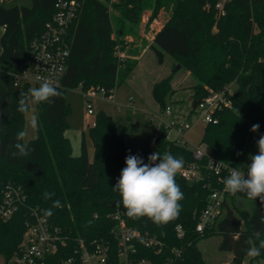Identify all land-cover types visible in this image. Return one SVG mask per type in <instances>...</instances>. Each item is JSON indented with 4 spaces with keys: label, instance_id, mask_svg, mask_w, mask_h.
<instances>
[{
    "label": "trees",
    "instance_id": "16d2710c",
    "mask_svg": "<svg viewBox=\"0 0 264 264\" xmlns=\"http://www.w3.org/2000/svg\"><path fill=\"white\" fill-rule=\"evenodd\" d=\"M56 1L31 0L30 6L9 7L0 2V27L4 28L0 35V205L3 189L9 182L21 187L26 195V205L10 219L0 217V256L7 260L18 249L29 209L39 207L67 237L70 247L49 255L46 264H63L80 240L118 243L113 233L117 221L112 216L117 211H121L132 230L147 232L164 243L160 253L140 248L136 258H148L149 264H165L169 260L173 264H207L198 242L211 235L221 237L218 248L233 253V264H245L246 250L258 247L264 240V201L253 199L252 212L243 216L236 211L234 200L238 196L249 197L242 192L230 193L224 202L225 213L201 234L196 226L217 185L211 177L189 181L177 172L175 181L183 193L177 216L163 224L146 216L129 217L118 203L119 192L113 187L126 166L127 126L117 132L112 117L99 110L95 124L88 128L94 150L92 159L85 136L80 155H73L65 135L72 110L65 93L76 87L82 91L102 87L106 95L113 94L138 63L131 57L117 61V46L127 48V36H132L130 32L140 26L145 11H150L147 31L162 6L170 2L172 13L156 32L150 48L158 63L162 64L169 55L175 64L190 72L194 79L192 98L198 101L210 90H226L229 84L236 83L235 91L229 95L232 104L215 112L216 121L206 123L200 143L215 158L238 168L254 133L252 126L258 125L257 130L264 134V0H230L224 15L215 7L217 0H80L77 16L69 28L66 70L61 85L55 87L59 94L35 103L37 135L24 142L28 90L39 86H16L15 81L26 68L31 41L51 20ZM171 78L169 75L152 86L159 113L167 106V95L173 92ZM22 99L27 105L24 111L19 110ZM154 133L155 130L139 155L145 162L154 152L182 157L183 167L194 161L193 151L186 144L168 139L163 128L156 137ZM17 144L25 146L24 155L18 154ZM177 225L183 227L182 237L177 235ZM134 243L143 242L136 238ZM255 257L264 260V249Z\"/></svg>",
    "mask_w": 264,
    "mask_h": 264
},
{
    "label": "built area",
    "instance_id": "2783aa9c",
    "mask_svg": "<svg viewBox=\"0 0 264 264\" xmlns=\"http://www.w3.org/2000/svg\"><path fill=\"white\" fill-rule=\"evenodd\" d=\"M230 0H217L215 7L219 14L226 13V3ZM80 0H57L54 14L46 24L44 30L30 43L29 56L23 73L17 75L15 85L20 86L29 83L33 86L47 79L54 87H59L64 76L68 57L70 55L69 28L77 16ZM117 61L128 57L125 49L117 46L115 50ZM97 92L106 95L102 87L90 88L84 91L88 96H94ZM233 92L228 89L212 91L198 101L196 110L202 111L201 118L206 122L216 121L214 114L217 110L232 104L230 96ZM111 95V94H110ZM87 111L93 114L92 104L88 100ZM172 115V108L167 105L162 113ZM154 119L153 115L151 120ZM95 122H92L94 125ZM158 129H155V137L163 128L168 139H176L188 146L185 139L186 133L191 129V124L184 120H160ZM175 134V136L173 135ZM189 147V146H188ZM193 151L194 161L182 167L178 172L189 181H203L207 177L214 179L216 187L211 191L206 208L201 212L196 229L201 234L224 213V202L231 193L224 188V178L234 169H238L210 154L206 145H198ZM241 171L240 169H238ZM241 173H244L241 171ZM3 201L0 205V217L10 219L21 207L26 205V195L21 187L9 182L3 189ZM117 221L113 233L118 243H84L80 240L72 248V254L63 260V264H149L148 258L137 259L136 255L141 247H146L160 253L164 243L156 236H150L132 230L127 226L121 211L112 214ZM26 229L22 242L18 249L9 258H3L1 264H46L49 255L57 253L62 247L68 250L67 237L61 233L59 227L51 224L48 217L39 207H30L29 217L25 223ZM177 235L182 237L183 227L177 225ZM140 239L143 243H134V239ZM179 254V251H177ZM165 264H173L169 260Z\"/></svg>",
    "mask_w": 264,
    "mask_h": 264
},
{
    "label": "rangeland",
    "instance_id": "374dc122",
    "mask_svg": "<svg viewBox=\"0 0 264 264\" xmlns=\"http://www.w3.org/2000/svg\"><path fill=\"white\" fill-rule=\"evenodd\" d=\"M113 1L117 3L120 2V0ZM0 2H3L7 7L15 4L31 5V0H0ZM168 4L172 9L170 2H166L162 8ZM149 15L150 11H145L142 17V19L145 20H142V24L140 23V26L135 27L132 32H130L132 33V40L128 41L129 44L127 48H131L134 45V40H140L142 36L140 32L141 28L143 27V29H145L146 26V23L144 24L143 21L147 22V16L149 17ZM144 31L148 33L149 29ZM1 33L2 27H0V35ZM141 40L143 45L142 48L146 47V51L139 59L132 57L136 58L138 62L140 61L139 66L135 67L136 70L134 69L132 71L133 74L128 80L114 89L113 94L103 95L101 92H97L94 96H88L80 87L68 89L66 91V100L70 104L72 110L67 117L69 128L65 132V135L71 142L73 155H80L83 136L86 138L88 153L93 154L94 150L92 141L88 136V128L92 125V122H94L99 110H104L112 117L113 125L117 132H119L122 127L127 126L125 147L128 154H142L149 141V135L155 129H158L159 126L157 125L161 119L184 120L188 122L192 126L185 137L188 146L191 149H194L200 144L204 147L205 144L200 143L206 125V122L201 118L202 111L195 109L190 114L193 108L192 102L189 99L193 92V77L181 64H175V61L169 55L165 56L162 64L158 63L154 52L150 48L151 43L149 38L145 37ZM169 75H172L171 88L173 92L167 95L165 101L167 105L171 106L172 115L166 116L159 113L158 104L151 94V88L154 82ZM236 87L237 85L234 82L228 85L231 92H234ZM88 100L92 104L93 114H89L87 111ZM36 114V105L32 103L30 97L29 109L25 114L24 142H28L37 135ZM152 115L154 119L150 120V116ZM33 119L36 121L35 124L32 123ZM173 135L175 136V134ZM261 135L264 134L256 129L248 141L246 155L238 164V168L241 171H246L247 164L250 163V155L257 153L258 147L256 141ZM151 144H153V141H151ZM234 205L236 206V211L241 212L243 216H249L254 206V200L238 196L234 200ZM220 240L221 237L219 235H211L198 242V246L201 248L205 258L208 259L210 252L214 251L216 253L219 251L218 243H220ZM219 255L220 253L217 252L216 261L224 262L226 260L225 254H222V257ZM2 260L3 258L0 256V264ZM261 262L264 263V260H261ZM120 264H123V261H121ZM215 264H217V262H215Z\"/></svg>",
    "mask_w": 264,
    "mask_h": 264
},
{
    "label": "clouds",
    "instance_id": "9594fccd",
    "mask_svg": "<svg viewBox=\"0 0 264 264\" xmlns=\"http://www.w3.org/2000/svg\"><path fill=\"white\" fill-rule=\"evenodd\" d=\"M28 94L32 103H40L59 93L45 79L39 87L30 88ZM26 108L27 105L22 99L19 110L24 111ZM32 123H36L35 119ZM258 127L253 125L252 130L255 131ZM256 143L258 151L250 155L246 171L241 173L238 169L232 170L223 183L225 190L232 194L242 192L249 198L264 201V135H261ZM16 148L18 154L26 153L23 144H17ZM125 163L126 166L121 169L113 187L119 192L118 203L124 206L129 217L146 216L157 224H163L179 214V201L182 200L183 193L175 181V176L183 167L182 157L154 152L145 162L141 156L130 153L126 156ZM54 204L58 205L59 201H54ZM261 249H264V240L260 241L258 247L248 248L246 254L255 257L260 254Z\"/></svg>",
    "mask_w": 264,
    "mask_h": 264
},
{
    "label": "crops",
    "instance_id": "0c3cea01",
    "mask_svg": "<svg viewBox=\"0 0 264 264\" xmlns=\"http://www.w3.org/2000/svg\"><path fill=\"white\" fill-rule=\"evenodd\" d=\"M171 13H172V9H171L170 5L169 4L168 5H165L161 9V11L159 12L158 18L155 19L151 23L148 33H146L144 31L145 29H143V27L141 28V31L140 32H141V35L142 36L140 37V40H134L133 41L134 42V45L131 48L125 49V52L127 53L128 57H131V58L132 57H136V58L139 59L143 55V53L146 51V47L145 48H142L143 45H142V40L141 39L146 37V38H149L150 43H153V40H154V37H155L156 32L169 19ZM147 19H148V16H147ZM142 20H145V19H142ZM143 23L145 24L146 21H143ZM158 25L160 27L157 28ZM3 30H4V28H2V32H3ZM127 40L128 41L132 40L131 36H127ZM143 41H144V39H143ZM131 50H132V52H131ZM139 64H140V61L138 62L137 67L139 66ZM135 70H136V68H135ZM132 74L133 73L130 74V76L127 78V80L132 76ZM89 156L92 159L93 154H89ZM225 211H226V208H224V213H225ZM218 245H219V243H218ZM217 252L220 253L219 256H221L222 254H225L226 260L224 262H222V261H216V259H217L216 258L217 257ZM217 252L216 253L214 251L210 252V254L208 255V259L205 258L207 264H209V263L215 264V262H217V264H233L232 263V258H233V253L232 252H229V251H221V250H219ZM261 260H263V259L247 256L245 258V264H264L263 262H261Z\"/></svg>",
    "mask_w": 264,
    "mask_h": 264
},
{
    "label": "water",
    "instance_id": "95a60500",
    "mask_svg": "<svg viewBox=\"0 0 264 264\" xmlns=\"http://www.w3.org/2000/svg\"><path fill=\"white\" fill-rule=\"evenodd\" d=\"M189 99L191 100V102H192V109H196V106H197V104H198V100L197 99H194V98H192V96L191 97H189Z\"/></svg>",
    "mask_w": 264,
    "mask_h": 264
}]
</instances>
